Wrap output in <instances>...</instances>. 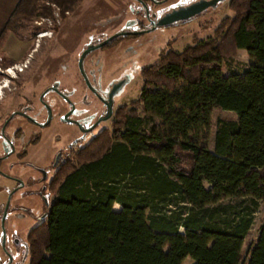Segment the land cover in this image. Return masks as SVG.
<instances>
[{
  "label": "trees",
  "instance_id": "1",
  "mask_svg": "<svg viewBox=\"0 0 264 264\" xmlns=\"http://www.w3.org/2000/svg\"><path fill=\"white\" fill-rule=\"evenodd\" d=\"M83 1L20 0L0 44L36 18L54 19L57 11L65 18ZM236 49L234 24L222 20L212 38L182 51L169 47L141 71L144 107L161 123L140 141L138 157L125 161L132 165L144 160L141 153H151L169 164L168 173L156 167L150 190L155 200L169 197L176 204L172 214H148L154 199L150 190L139 197L120 192L114 201L104 196L95 202L56 201L28 234V264H185L188 259L195 264H264V224L248 253L251 219L224 224L201 216L197 228L191 225L197 212L224 197L246 200L251 211L264 200V71L224 74L221 60ZM158 89L171 95L162 96ZM232 103L240 109L237 119L214 125V112ZM130 116L137 117L136 111L120 107L114 129L120 130ZM111 146L107 128L74 150L54 175L51 193L78 164L107 156ZM114 202L120 210L113 209Z\"/></svg>",
  "mask_w": 264,
  "mask_h": 264
},
{
  "label": "rangeland",
  "instance_id": "2",
  "mask_svg": "<svg viewBox=\"0 0 264 264\" xmlns=\"http://www.w3.org/2000/svg\"><path fill=\"white\" fill-rule=\"evenodd\" d=\"M192 1L169 0L155 4L147 0L146 7L136 0H84L76 10L67 13L65 18L61 17L58 11L54 19L36 18L25 27H21L20 32L10 34L9 38L0 44L1 127L10 111L16 108V97H20L18 101L24 102L21 96H39L48 84L55 81L61 80L62 85L71 92L75 88L74 97L79 99L86 91L79 68L82 53L114 34L129 31L137 33L120 36L115 42L92 50L83 62L87 77L101 93H105L111 82L122 76L131 80L129 86L119 92L116 107L126 105L136 111L137 117L130 116L120 130L113 127L116 116L102 123L99 129L111 130L112 146L107 156L90 163L78 164L77 170L61 184L57 193L52 195L47 193V198H35V205L30 212L24 210L25 207H30L29 201L15 197L4 222L9 236L19 229L17 231L27 239L30 231L46 218L51 204L56 201L95 202L99 196L114 201L120 192L124 191L135 195L140 192L147 194L150 184L158 176L156 167L158 166L164 173L170 171L166 161L155 159L151 153H141V156L145 157L144 160L132 165L125 161L130 156L135 159L138 157L140 141L161 123L154 112L144 107L145 102L141 97L146 89L141 71L145 66L154 63L169 47L182 51L195 41L212 38L216 25L225 20L234 24L237 49L221 60L224 74L244 73L253 68L264 71V0H224L213 10L186 24L158 26L154 30L139 33L150 26L145 13L146 8L149 10L150 18L157 20L169 7H183ZM34 26L45 27L48 30L35 35ZM26 64L29 65L28 71ZM24 81V86H21ZM157 91L162 96L171 95L163 89ZM92 98L91 106L97 112L100 110L98 102L93 96ZM33 101L36 104L38 102L37 99ZM239 111L236 103L216 110L213 114V124L216 125L223 120H235ZM70 130L65 124L54 123L46 130V135L38 146L45 151L52 150L55 137L59 136L62 139L56 145V149L66 147L69 141L65 137L70 134ZM80 135L77 132L75 137ZM212 141L209 142L210 147ZM7 186H11V183L0 176V187L4 190L0 191V262L3 260L2 210L8 201L3 193H6ZM150 192L154 199L149 201L151 204L148 207V214L171 215L176 204H171L173 201L169 197L165 200L160 198L155 200L154 193L151 190ZM245 201L235 196L224 197L218 203L206 207L203 213L197 212L191 225L197 228L201 216L212 217L224 224L234 222L238 217L251 219V237L245 245V251L248 253L258 237L260 227L264 224V200L255 211H251L250 203ZM112 206L116 211L121 209L119 203L114 202ZM187 210L177 211L185 213ZM180 230L183 232L185 229ZM7 248H11L10 243H7ZM16 261L18 263L14 264H28V258L22 261L19 258ZM185 264L195 262L188 259Z\"/></svg>",
  "mask_w": 264,
  "mask_h": 264
},
{
  "label": "flooded vegetation",
  "instance_id": "3",
  "mask_svg": "<svg viewBox=\"0 0 264 264\" xmlns=\"http://www.w3.org/2000/svg\"><path fill=\"white\" fill-rule=\"evenodd\" d=\"M136 1L145 6L147 4V0ZM151 1L155 4H160L169 0ZM199 1L201 0H193L183 7ZM216 6L206 9L202 14L213 10ZM180 8L182 7H169L163 13L162 17ZM146 17L148 16L146 15ZM197 17L198 16L195 18ZM195 18L181 21L170 26L186 24ZM148 19L150 26L148 29H143L142 31H148L152 27L151 20L154 19L150 18V15ZM158 20L159 19L155 21ZM46 30L48 29L45 27L34 26L33 33L37 35ZM116 40H118V37L112 39L109 43H113ZM28 55L29 53L26 56ZM25 67H27L28 71L29 65L26 64ZM81 75V80L86 86V91L79 99H75L74 97L76 91L75 88L72 92L67 90V88L62 85L61 80L48 84V86L41 91L39 96H21V99H23L24 102L18 101V98L20 97H16V108L10 111L9 116L0 127V176L11 183V186L6 187V193H3V195L6 196V200L11 198L10 205L15 197H19V200L29 201L30 207H25L24 210L25 212H30L31 208L35 205V198H47V193L52 195L51 183L60 166L72 157L71 153L74 150L78 147L85 146L95 135L102 130L107 129H99L102 126V123L109 121L113 116L117 115L120 108L116 107L118 94L124 87L129 86L131 80L122 76L111 82L105 93H101V91L97 90V88L91 83V80L88 77L87 81L82 72ZM24 83L25 81L21 86H24ZM21 86L18 87L21 88ZM51 93L54 95L51 96ZM92 96L98 102L100 110L97 112H95L94 107L91 106L93 99ZM34 99L38 100V105L34 103ZM83 99H85V101ZM81 104H84V106ZM110 111H112V115L107 118ZM64 117H67L65 118L66 120H63ZM54 123L65 124L71 129L70 134L65 137L68 139L69 143L66 147L56 149V145L62 139L59 136H56L53 143V149L45 151L38 145L41 139L46 135V130H48ZM95 124L97 125L92 129ZM77 132L81 134L79 137H75ZM43 162H46L47 164L45 165ZM0 191H4L3 187H0ZM7 202L8 201H6V204ZM6 204L2 210V220ZM26 217L27 216L25 215V218ZM17 230L9 236L5 229V239L4 229L2 230L1 245L3 246V260L0 264H14L17 262L16 259L21 258L22 261L28 258L27 239H24L23 234ZM7 243L11 244V248H7Z\"/></svg>",
  "mask_w": 264,
  "mask_h": 264
},
{
  "label": "water",
  "instance_id": "4",
  "mask_svg": "<svg viewBox=\"0 0 264 264\" xmlns=\"http://www.w3.org/2000/svg\"><path fill=\"white\" fill-rule=\"evenodd\" d=\"M223 1L224 0H201V1L197 2V3L191 4L189 6L182 7V8H180V9H178V10L172 12V13H169V14L165 15L164 17L160 18L158 21L151 20L152 27L148 31L154 30L158 26H170L172 24H175V23H178V22H181V21L190 20L192 18H195L196 16H200L206 9L212 8V7L216 6V5H219ZM146 15L149 17L148 8H146ZM145 32H147V30L140 31L139 33H145ZM129 34H137V33H133V32H120V33H117V34L111 36L110 38L106 39L105 41L101 42L100 44L96 45L94 48H89V49L85 50L82 53V55L80 57V60H79V67H80V70H81L83 76L86 78L87 81H88V78H87V76H86V74L84 72V68H83V61H84L85 56L89 52H91L92 50L105 46L112 39H114L116 37H119V36L129 35ZM111 115H112V111H110V114L108 115L107 118H109ZM65 118H67V117H64L63 120H66ZM96 125L97 124H95L92 127V129ZM10 201H11V198L8 200V202L6 204V207H5V210H4V215H3V220H2L3 221V229H4V239L6 238L4 222H5V219H6V215H7V212H8L9 205H10Z\"/></svg>",
  "mask_w": 264,
  "mask_h": 264
},
{
  "label": "crops",
  "instance_id": "5",
  "mask_svg": "<svg viewBox=\"0 0 264 264\" xmlns=\"http://www.w3.org/2000/svg\"><path fill=\"white\" fill-rule=\"evenodd\" d=\"M20 0H0V36Z\"/></svg>",
  "mask_w": 264,
  "mask_h": 264
},
{
  "label": "bare ground",
  "instance_id": "6",
  "mask_svg": "<svg viewBox=\"0 0 264 264\" xmlns=\"http://www.w3.org/2000/svg\"><path fill=\"white\" fill-rule=\"evenodd\" d=\"M45 36V35H44Z\"/></svg>",
  "mask_w": 264,
  "mask_h": 264
}]
</instances>
